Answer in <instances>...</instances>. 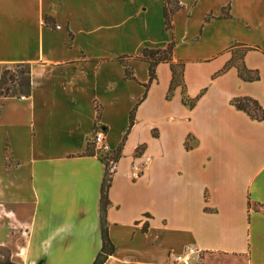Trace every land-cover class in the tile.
Instances as JSON below:
<instances>
[{"label": "crops", "instance_id": "crops-1", "mask_svg": "<svg viewBox=\"0 0 264 264\" xmlns=\"http://www.w3.org/2000/svg\"><path fill=\"white\" fill-rule=\"evenodd\" d=\"M178 1L168 28L165 0H0V82L32 83L0 95V261L94 264L108 180L103 264H264V119L234 104L264 109V0ZM170 44L168 98L141 55Z\"/></svg>", "mask_w": 264, "mask_h": 264}, {"label": "trees", "instance_id": "trees-1", "mask_svg": "<svg viewBox=\"0 0 264 264\" xmlns=\"http://www.w3.org/2000/svg\"><path fill=\"white\" fill-rule=\"evenodd\" d=\"M181 5L178 0H165V19L168 28H172V19L175 11L180 9ZM173 44H170L165 50H153V49H144L142 51V58L146 59L149 62V70L151 80L155 78V70L156 66L162 62H169L171 64V69L173 72L172 83L168 92L167 97L170 98L172 96L173 89L175 84L180 81L183 76V66L175 65L172 63V52H173ZM245 50H242L241 57H243ZM124 62V58L122 59ZM233 64L237 67L239 75L246 80H257L259 79V75L257 73H252L248 71L243 62H239L238 58L233 61ZM126 76L132 77V73L126 68ZM31 68L27 63H15L11 66L5 68L2 74L1 82H0V95L3 96H21L25 97L31 93ZM185 103L194 105V101H190L186 98H183ZM234 104L248 112L251 116L256 119L262 120L264 119V109L260 106V104L249 97L238 98L234 100ZM135 110V109H134ZM133 110V111H134ZM133 116V112L131 113V117ZM116 158V156L114 157ZM108 180H105L102 186V209H103V246L102 249L97 256L94 264H103L105 260L114 252V245L111 243L107 228L104 226V212L109 203L107 198V191L110 186ZM0 264H16L11 262L8 258L3 261H0Z\"/></svg>", "mask_w": 264, "mask_h": 264}, {"label": "built area", "instance_id": "built-area-1", "mask_svg": "<svg viewBox=\"0 0 264 264\" xmlns=\"http://www.w3.org/2000/svg\"><path fill=\"white\" fill-rule=\"evenodd\" d=\"M59 28V27H58ZM93 143L99 154L105 155V160L108 162H114L115 158L109 157L108 154L111 152V146L106 139V134L102 128H97L93 134ZM182 255H178L177 260L181 261ZM184 264H188L187 259H183Z\"/></svg>", "mask_w": 264, "mask_h": 264}, {"label": "rangeland", "instance_id": "rangeland-1", "mask_svg": "<svg viewBox=\"0 0 264 264\" xmlns=\"http://www.w3.org/2000/svg\"><path fill=\"white\" fill-rule=\"evenodd\" d=\"M5 255H7V253L5 252V250L0 248V260L3 259V257H5Z\"/></svg>", "mask_w": 264, "mask_h": 264}]
</instances>
